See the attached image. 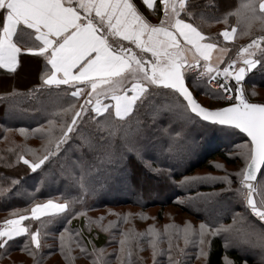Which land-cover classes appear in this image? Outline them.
I'll list each match as a JSON object with an SVG mask.
<instances>
[{
    "label": "snow or ice",
    "instance_id": "6c2138e0",
    "mask_svg": "<svg viewBox=\"0 0 264 264\" xmlns=\"http://www.w3.org/2000/svg\"><path fill=\"white\" fill-rule=\"evenodd\" d=\"M141 5L151 13H158L157 23L150 21L133 0H0V69L15 72L23 57L38 58L42 62L40 83L29 89L28 94L55 93L59 97L63 93L67 100L75 101L50 113L55 118L70 114L69 120H62L59 125L55 148L51 147V139L42 145L41 153L22 146L15 153L16 162H23L33 173L42 170L60 152L61 145L80 133L89 120L100 126V132L107 128L114 135L119 125L131 121L150 97L161 95L182 104L184 113L193 120L246 134L247 139L238 146L244 161L238 171L223 176L184 177L180 183L222 181L227 187L221 192L234 193L246 210L264 222V102H251L243 87L249 73L258 66L264 68V34L253 35L257 27L264 33V0H243L234 12L212 17L214 22L226 25L216 34H205L202 24L206 21L196 11V0H141ZM229 16H235V24H229ZM238 28L242 36L251 38L234 49V56H228L229 49L221 46L220 38L223 42L234 41ZM214 50L221 53L215 61ZM193 66L197 70L192 76L193 84L200 87V78L207 77L205 93L225 100L223 106H205L197 100L188 84ZM212 81H217L216 88L211 87ZM48 125L47 129L40 126L32 132L50 134L55 120H48ZM18 131L28 135L25 128ZM97 136L103 144L104 135L97 133ZM123 139L128 149L140 151L138 141L130 138L127 129ZM25 151L31 152L32 158H26ZM214 166L223 168L219 163ZM233 183L236 188H232ZM89 191L82 183L79 194L63 197V202L61 198L34 200L29 208L13 211L10 218L0 220V249L6 250L10 242L25 237V248L21 250L27 249L37 256L44 247L42 240L48 235L49 224L61 218L70 224L73 215L89 221L86 213L74 207ZM116 215L118 221L124 222L133 217L132 213ZM139 215L147 219L145 214ZM233 219V225L208 220L201 222L198 229L190 222L183 228L170 224L164 226L163 233L154 224L148 225L144 232L121 229L114 254L118 264H134L133 253L144 239L152 249L155 264L157 255L163 251L158 242L166 236L171 264H181L172 255L173 237H182L185 247L195 245L197 258H207L213 237L223 233L250 238L248 233L235 228V215ZM112 225L110 221L109 226ZM251 236L264 249V233ZM73 237L82 243L80 233L65 226L59 235L61 250ZM112 240H116L115 235ZM225 242L228 243L227 235ZM177 248L178 256L185 252ZM81 251L87 249L81 247ZM92 252L100 257L111 255L95 246ZM138 261L137 255L136 264ZM221 262L235 264L226 254ZM93 264H97L96 259ZM103 264L109 261L105 259Z\"/></svg>",
    "mask_w": 264,
    "mask_h": 264
},
{
    "label": "trees",
    "instance_id": "16d2710c",
    "mask_svg": "<svg viewBox=\"0 0 264 264\" xmlns=\"http://www.w3.org/2000/svg\"><path fill=\"white\" fill-rule=\"evenodd\" d=\"M242 2L243 0H196V11L206 21L202 24L205 34L219 33L226 25L222 21L214 22L212 17L234 12ZM138 4L148 18L158 21V13H154V18L140 2ZM228 20L229 24L236 23L235 16H229ZM255 34L264 33L257 27L253 30V35ZM250 38L242 36L238 28L234 41L223 42L222 37L220 38L221 46L227 47L228 56H231L235 54L234 49L237 46L248 43ZM25 62H30L32 68L19 78L18 73ZM41 70V60L30 56L22 58L15 72L0 69V220L10 218L15 210L29 208L34 200L61 198L60 202H63V197H75L83 183L90 191L74 207L76 211L86 213L89 221L86 222L84 216L73 215L70 224L62 218L49 224L48 235L42 240L44 247L37 256L30 254L27 249L21 250L25 248L26 238L18 237L10 242L6 250L0 249L1 263L93 264L96 259L97 264H103L106 259L109 264H117L114 251L119 247L121 229L131 228L136 232H144L148 225L154 224L163 233L165 225L183 228L186 222H190L198 229L201 222L208 220L233 225L235 215V228L242 233H248L249 239L222 233L210 239L209 256L197 258L198 249L195 245L185 247L182 237H173L172 255L181 264H222L221 257L225 254L235 264H264V249L257 256H252L248 246L243 247V252L233 247V243L242 240L252 244L254 237L251 234L264 233V222L251 215L230 191L218 193L219 195H206L216 193L215 190L220 188L225 189L227 186L224 182L180 183L184 177L211 175H195V171H216L212 164L215 158L230 166L234 165L240 155L233 156L229 152L234 151L247 138L233 128L210 125L189 118L184 113L182 104H176L172 98L161 95L150 97L131 121L126 125H119L114 135L107 128L100 132V126L89 120L80 133L61 145L60 152L50 162H46L42 170L35 173L23 162H16L15 153L22 146L41 153L42 145L51 139V147L54 149L55 138L60 135L59 125L62 120H69L70 114L55 118L50 113L59 111L61 106L66 108L69 102L75 103L67 100L63 93L59 97L55 93L29 95L28 90L40 83ZM192 76L190 75L188 84L202 104L204 103L200 97L214 102L215 106L224 105L225 102L220 98L205 93V80H199L200 87H196ZM243 87L251 102H264V68L258 66L249 73ZM260 95L262 98H259ZM163 106L166 112L157 109L150 115L155 107ZM50 119L55 120L50 134L32 132V129L40 126L49 128ZM20 128L27 129L28 135H21L18 131ZM125 129L129 131L130 138L138 141L140 151L130 150L125 146ZM97 133L104 135L103 144L98 142ZM25 155L26 158H32L31 152L25 151ZM13 180L18 183L13 184ZM234 187H237L236 183H233L232 188ZM226 199L229 204L227 210H219L221 213L216 217H210L203 210L209 205V201L222 202ZM126 213L133 214L131 221L135 219L134 224L118 221L116 214L122 216ZM140 213L145 214L147 219H141ZM110 221L113 222L112 226H109ZM136 223H141V228L138 225V228L135 227ZM65 226L78 231L82 243L73 237L61 250L59 235ZM105 228L108 230L105 231ZM113 235L116 240H112ZM226 235L228 243L225 242ZM168 244L166 236L158 242V247L163 251L157 255L155 264H171L168 259ZM93 246L111 255L95 256L92 252ZM177 246L185 249L179 256ZM81 247H85L87 252H82ZM145 251H148V256H145ZM137 255L138 264H154L152 249L147 240L142 239L138 251H134V264Z\"/></svg>",
    "mask_w": 264,
    "mask_h": 264
},
{
    "label": "rangeland",
    "instance_id": "374dc122",
    "mask_svg": "<svg viewBox=\"0 0 264 264\" xmlns=\"http://www.w3.org/2000/svg\"><path fill=\"white\" fill-rule=\"evenodd\" d=\"M235 54H232L231 56H234ZM227 58H225V60H226ZM32 67L30 66V62H25L24 63V65H23V67H22V69L19 71V75H18V77L20 78L23 74H25V73H28L29 71H30V69H31ZM262 95V94H261ZM261 95H260V97L259 98H262L261 97ZM199 99H201L202 101H203V103L205 104V105H207V106H215L216 104L214 103V102H209L208 100H206L205 98H203V97H200ZM157 109H160V110H163V112H166L165 111V106H163L162 108L160 107V108H154V110H152L151 111V113H150V115H152V114H154L155 113V111L157 110ZM243 143V142H242ZM242 143H240L239 145H241ZM238 145V146H239ZM240 148L239 147H237L234 151H230L229 153L231 154H233V156L234 155H240ZM243 157L240 155V158H238V161L236 162V163H234V165H228V164H226L225 162H223V161H221L220 159H218V158H215L213 161H212V164L213 165H215L216 163H219V164H222L223 165V168H217V167H215L214 166V170H216V171H207V170H197V171H195V175H204V174H211V175H213V176H223V175H225V173L227 172V173H235L236 171H238L242 166H243V163H244V161H243V159H242ZM235 188V187H234ZM221 189H223V188H220V189H218V190H215V192L216 193H221ZM231 201H232V199H231ZM228 206H229V204H228V199H226V200H224V201H222V202H214V201H209V205H206L204 208H203V210H205V212L210 216V217H216V216H218L221 212L219 211V210H221V211H226L227 210V208H228ZM250 212V211H249ZM250 214L251 215H253L251 212H250ZM97 215V214H96ZM98 215H100V214H98ZM181 215H183V214H181ZM100 216H102V215H100ZM254 216V215H253ZM135 219L134 220H132V221H130L131 223H129V224H134L135 223ZM183 222V221H182ZM137 225H138V227H140L141 228V226H142V224L141 223H136V225H135V227H137ZM137 227V228H138ZM183 240V239H182ZM244 246H248L249 247V250H250V253H251V255L252 256H257L258 254H260L261 253V251H262V248L258 245V244H256L255 242H253L252 244L251 243H249V242H247V241H245V240H242V241H240L239 243H233V247L235 248V249H238V250H240V251H242L243 252V247ZM144 254H145V256H148V251H145L144 252ZM148 259V258H147ZM118 264V263H117Z\"/></svg>",
    "mask_w": 264,
    "mask_h": 264
},
{
    "label": "crops",
    "instance_id": "0c3cea01",
    "mask_svg": "<svg viewBox=\"0 0 264 264\" xmlns=\"http://www.w3.org/2000/svg\"><path fill=\"white\" fill-rule=\"evenodd\" d=\"M133 2L134 3H136L137 4V6L139 7V4H138V2H140V4H141V0H133ZM142 11V10H141ZM151 13V12H150ZM144 14H145V12H144ZM152 14V17H154L155 18V14L154 13H151ZM148 18V17H147ZM150 21H152L153 23H157L158 21H156V20H154V19H150V18H148ZM221 55V53L218 51V50H214L213 51V55H212V59H213V61H215L216 59H217V57H219ZM226 58V56L224 57V59ZM0 264H3V263H1L0 262Z\"/></svg>",
    "mask_w": 264,
    "mask_h": 264
},
{
    "label": "built area",
    "instance_id": "2783aa9c",
    "mask_svg": "<svg viewBox=\"0 0 264 264\" xmlns=\"http://www.w3.org/2000/svg\"><path fill=\"white\" fill-rule=\"evenodd\" d=\"M190 73H191L193 76L197 74V70H196L195 66H193V67L190 69ZM203 79H204V77L200 78V80H203ZM206 82H207V80H206ZM207 83H208V82H207ZM211 87H212V88H216V87H217V81H212V82H211ZM221 100H223V99H221ZM223 101L225 102V100H223Z\"/></svg>",
    "mask_w": 264,
    "mask_h": 264
},
{
    "label": "water",
    "instance_id": "95a60500",
    "mask_svg": "<svg viewBox=\"0 0 264 264\" xmlns=\"http://www.w3.org/2000/svg\"><path fill=\"white\" fill-rule=\"evenodd\" d=\"M197 98V97H196ZM197 100H198V98H197ZM199 101V100H198ZM200 102V101H199ZM257 103V102H256ZM223 127H226V126H223ZM228 128H230V127H228ZM234 129V128H233ZM236 130V129H235ZM237 131H239V130H237ZM241 133V132H240ZM241 134H243V133H241ZM245 137H246V134H243ZM247 138V137H246Z\"/></svg>",
    "mask_w": 264,
    "mask_h": 264
}]
</instances>
